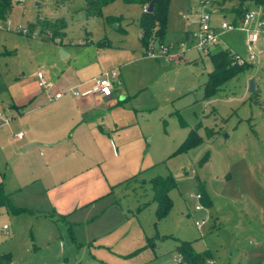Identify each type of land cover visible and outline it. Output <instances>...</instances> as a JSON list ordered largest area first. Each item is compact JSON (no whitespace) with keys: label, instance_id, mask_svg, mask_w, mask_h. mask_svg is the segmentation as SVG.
I'll return each mask as SVG.
<instances>
[{"label":"rangeland","instance_id":"obj_1","mask_svg":"<svg viewBox=\"0 0 264 264\" xmlns=\"http://www.w3.org/2000/svg\"><path fill=\"white\" fill-rule=\"evenodd\" d=\"M196 4L168 0L163 38L151 37L145 50L138 40V3L114 0L101 7L99 16H86L76 9V0H12L0 22V90L39 50L36 37L16 28L26 29L37 18L61 19L66 45L85 50L89 41L94 47L100 43L102 68L110 62L121 66L127 100L135 109L134 128L144 137L136 161L145 170L119 187L126 193L120 199L126 221H118L96 243L76 245L54 225L0 210V226L9 227L7 234L0 231V254L9 253L13 264H173L178 241L189 242L195 252L208 251L207 264H264V42L253 45L261 53L257 59L237 63L235 75L205 95L211 63L186 35L196 27ZM212 4L224 12L230 7L227 1ZM247 8L258 9L251 3ZM231 18L230 13L212 14L213 23ZM245 36L240 28L225 31L219 46L245 58ZM160 47L167 49V60L159 56ZM249 79L254 96L246 90ZM194 126L199 142L179 151ZM168 174L175 181L168 192L171 206L156 221L149 180ZM197 183L211 201L209 209L199 200L202 209L194 210L190 194L198 193ZM203 219L196 228L194 221Z\"/></svg>","mask_w":264,"mask_h":264},{"label":"crops","instance_id":"obj_2","mask_svg":"<svg viewBox=\"0 0 264 264\" xmlns=\"http://www.w3.org/2000/svg\"><path fill=\"white\" fill-rule=\"evenodd\" d=\"M192 33L186 34L191 40ZM64 37L55 42L36 37L37 53L2 82L0 113L9 120H0V185L9 203L22 210H0L27 213L82 246L126 221L120 203L126 193L119 187L145 171L135 154L143 136L134 128L135 109L127 100L121 66L110 62L102 68L100 43L96 48L89 41L81 50L66 45ZM110 69L116 71L111 95L90 92L92 78ZM36 72L42 73L43 86ZM1 226L7 234L9 227L4 232ZM0 255L8 257L2 263L13 264L9 253Z\"/></svg>","mask_w":264,"mask_h":264},{"label":"trees","instance_id":"obj_3","mask_svg":"<svg viewBox=\"0 0 264 264\" xmlns=\"http://www.w3.org/2000/svg\"><path fill=\"white\" fill-rule=\"evenodd\" d=\"M114 0H76V9H82L86 16H99L100 9L105 4ZM124 3H138L144 7L140 17L138 18V26L140 30L139 42L146 50L151 37L163 38L165 31V23L167 17L168 0H121ZM152 2L150 11H146V5ZM230 3L228 12L232 14L231 21L236 23L238 18L246 11L249 3L253 4L261 13V18L264 21V0H221ZM12 0H0V22H3L7 16ZM65 24L61 19H46L37 18L34 22L29 23L27 29L29 31L38 30V37L44 41L55 42L64 37ZM211 63V69L206 73V79L203 83V92L205 95H213L220 85L232 78L240 67L236 62H233L232 52L226 48L216 47L208 55ZM255 90L250 93L254 96ZM197 126L189 129L183 142L178 150L182 151L199 142V137L196 133ZM203 156L201 161L205 160ZM150 189L152 192V202L154 203V217L158 221L162 219L168 212L171 206V200L168 192L175 187V181L171 175L164 177H153L149 180ZM197 190L200 194V201L206 209L211 207V201L206 196L201 183H197ZM0 206H4L12 211H21L22 208L13 207L4 193L0 185ZM178 255V261L173 264H207L209 261L208 251L195 252L190 243L187 241H178L173 248ZM7 256L0 255V263L6 261Z\"/></svg>","mask_w":264,"mask_h":264},{"label":"built area","instance_id":"obj_4","mask_svg":"<svg viewBox=\"0 0 264 264\" xmlns=\"http://www.w3.org/2000/svg\"><path fill=\"white\" fill-rule=\"evenodd\" d=\"M16 2L21 3L23 0H15ZM221 1V0H220ZM213 0H197V4L193 8V13L196 16V29L191 34L192 37V48L198 53L202 55H208L212 50H214L220 43V36L225 32L232 30L234 28H240L246 33L245 36V46L247 48V56L245 58L240 57L236 53L232 52L233 62L243 63V62H251L255 58H258V55L261 53H255L253 50V45L262 40L264 42V21L261 18V13L258 9H247L242 13V15L238 18L236 23H233L231 20L226 21L224 19H220L218 25L215 27L212 25V14L216 12L212 4ZM144 10V9H143ZM17 31L22 34L31 35L33 37H38V30L29 31L27 28H16ZM226 48V47H224ZM227 49V48H226ZM160 57L164 59H168L167 49L164 47H160ZM36 77L38 78V84L43 86L45 84V80L41 72H36ZM116 78V71L113 69L106 70L101 72L96 77L92 78V84L90 87V92L98 94L102 97H109L112 92L113 82ZM264 92V89H263ZM73 94L77 95V92H73ZM61 95V92H56L53 97L58 98ZM0 120L3 123H7L9 117L7 115L3 116L0 113ZM16 138L20 139L22 137V132H17L15 134ZM196 201L194 206L195 210L202 209V206L198 203L200 200V194L195 193L191 195ZM204 223V219L200 222L194 221V225L196 228H199L200 225ZM2 230L5 232L7 229V225L3 224L1 226ZM210 263V261H208ZM7 264V263H0ZM67 264H76L75 262L67 263Z\"/></svg>","mask_w":264,"mask_h":264},{"label":"water","instance_id":"obj_5","mask_svg":"<svg viewBox=\"0 0 264 264\" xmlns=\"http://www.w3.org/2000/svg\"><path fill=\"white\" fill-rule=\"evenodd\" d=\"M151 7H152V2L150 1L147 5H146V8L145 10L146 11H150L151 10ZM155 46H157V44L155 43ZM247 92L248 93H252L254 91V85H253V80L252 79H249L248 80V85H247Z\"/></svg>","mask_w":264,"mask_h":264}]
</instances>
